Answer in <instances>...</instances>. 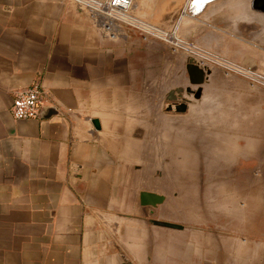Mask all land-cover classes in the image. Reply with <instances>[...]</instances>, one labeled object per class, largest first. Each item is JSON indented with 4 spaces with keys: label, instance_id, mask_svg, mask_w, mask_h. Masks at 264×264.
I'll return each mask as SVG.
<instances>
[{
    "label": "crops",
    "instance_id": "obj_1",
    "mask_svg": "<svg viewBox=\"0 0 264 264\" xmlns=\"http://www.w3.org/2000/svg\"><path fill=\"white\" fill-rule=\"evenodd\" d=\"M188 3L133 0L132 11L180 36L264 27L252 0H215L199 15ZM174 44L112 35L77 0H0V264H122L123 254L133 264H203L186 226L146 215L131 171L155 131L156 100L166 107L188 78ZM34 82L54 113L14 117L16 90ZM166 200L153 217L183 224Z\"/></svg>",
    "mask_w": 264,
    "mask_h": 264
},
{
    "label": "rangeland",
    "instance_id": "obj_2",
    "mask_svg": "<svg viewBox=\"0 0 264 264\" xmlns=\"http://www.w3.org/2000/svg\"><path fill=\"white\" fill-rule=\"evenodd\" d=\"M148 37L187 54L188 78L168 97L188 108L156 100L155 131L131 165L138 189L166 195V209L201 240L203 264H264V82L250 74L264 76V27L251 22L214 35ZM189 58L205 71L200 97ZM157 206H145L151 221Z\"/></svg>",
    "mask_w": 264,
    "mask_h": 264
},
{
    "label": "built area",
    "instance_id": "obj_3",
    "mask_svg": "<svg viewBox=\"0 0 264 264\" xmlns=\"http://www.w3.org/2000/svg\"><path fill=\"white\" fill-rule=\"evenodd\" d=\"M77 1L84 4L90 15L98 20L112 35L131 31L144 33V38L149 35L164 38L172 35L164 28L137 17L132 11L133 0ZM233 67L239 70L242 66L233 64ZM250 74L264 82V76L255 71H250ZM51 100L50 93L40 83L34 82L32 85L16 90L11 111L16 118H40L44 115L45 108L50 106Z\"/></svg>",
    "mask_w": 264,
    "mask_h": 264
},
{
    "label": "water",
    "instance_id": "obj_4",
    "mask_svg": "<svg viewBox=\"0 0 264 264\" xmlns=\"http://www.w3.org/2000/svg\"><path fill=\"white\" fill-rule=\"evenodd\" d=\"M212 1L215 0H201V1H196V0H189V3L186 7V11L189 14H193V15H199L205 8L206 6L211 3ZM255 0L254 2V7L258 8V9H263L264 11V7L262 5V1L259 0ZM147 21H149L152 24H155L161 28L166 29L167 27H165V25H163L162 23H160V21L158 20H154V19H148ZM188 71L190 73V78L191 81L197 84H200L197 91H195V96L196 97H200L202 95V86L201 84L205 82V71L203 68L199 67L194 58H189V63H188ZM168 99H170V97H168ZM166 107L168 109L171 108H175L178 111H185L188 108V104L186 101H180V102H174V103H167ZM48 110L49 113H54L55 108L54 107H49L47 106L45 108L46 112ZM93 123L96 127L100 126V122L97 118L93 119ZM166 199V195L156 192V191H150V190H142L140 192V201L142 205L145 206H152L155 207L158 204L164 202ZM153 212V209H150V213ZM153 223L156 224H161V225H165V226H170V227H174V228H183L184 225L182 223H177V222H173V221H167V220H160V219H152ZM123 258H124V262L122 264H133L130 259L123 254Z\"/></svg>",
    "mask_w": 264,
    "mask_h": 264
},
{
    "label": "bare ground",
    "instance_id": "obj_5",
    "mask_svg": "<svg viewBox=\"0 0 264 264\" xmlns=\"http://www.w3.org/2000/svg\"><path fill=\"white\" fill-rule=\"evenodd\" d=\"M196 1H201V0H196Z\"/></svg>",
    "mask_w": 264,
    "mask_h": 264
}]
</instances>
